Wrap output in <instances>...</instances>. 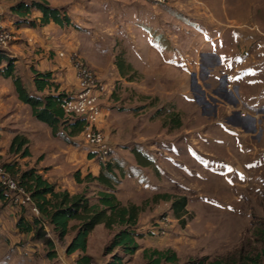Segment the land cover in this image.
Listing matches in <instances>:
<instances>
[{
    "label": "rangeland",
    "instance_id": "rangeland-1",
    "mask_svg": "<svg viewBox=\"0 0 264 264\" xmlns=\"http://www.w3.org/2000/svg\"><path fill=\"white\" fill-rule=\"evenodd\" d=\"M261 1L260 8L250 14L249 10L238 5L232 7L230 11L224 10L222 9V2L170 0L168 4L161 5L162 8L165 7L164 11L157 12V15L154 14L156 19H150V23L145 26V29L143 26H139L138 22L136 23L138 25H134V22L129 21V14L126 12V8L129 7V0H118L119 9L117 10L116 25L111 26L108 31L105 29L109 27H97V29H101L100 33L105 35L106 45L111 48V52L108 53L106 45L99 41L93 42L90 49L86 47L89 53L92 52L95 55L94 59L99 63L106 64V62L114 60L111 57L106 60L107 53L114 56L123 54L126 61L132 59L138 67V69H134V78L130 81L126 78V82V80L116 79V75L113 74L114 62H112L111 72L107 75V77H114L112 85H105L106 80H100L107 87L105 93L107 92L108 102H111L110 107L116 115L114 118L112 114V118L117 119L113 127L102 128L98 126L100 118L96 124L97 128L104 133L105 140L111 147L109 161L118 158V162H121L123 167H130L128 159L129 157L133 158L134 155L129 148L133 146L139 148L140 145L152 151L160 152L157 156L164 158L162 150H156L157 147L162 146V142H165L164 145L171 146L172 142L178 143L183 139H192L193 135L190 134H192L193 129L212 133V124L210 125L209 119L218 116V106L226 109L229 114L231 110L234 118L237 114L240 115L239 120L246 126L249 134L248 139L253 141L256 152L260 151L261 148L264 150V113L256 112L253 114L259 118V125L257 124L258 126L256 125L255 128V124L250 120L252 117L250 113L254 110H249V106L241 99L239 92L242 91V88L239 84L229 83L232 86H228L222 81L210 78L201 65L195 66L193 74L190 75L181 69L179 70L174 64L180 61V53L182 55L188 51L190 53L193 46L200 50L207 46L202 33L209 24L221 28H229L235 25L263 36L264 0ZM212 4L221 10H212ZM227 17H234L238 22H233ZM143 29L155 35V41L169 51L171 58L168 62L166 59H159L153 52L149 53L151 48L145 40ZM10 32L12 33V31ZM12 36L14 39L13 33ZM135 50H138L142 55L140 58L137 57ZM151 51L153 50L151 49ZM80 58L77 53L71 54L73 67L78 62H82L95 73V69L86 62V59ZM199 58L201 60L202 53ZM0 79V81L3 80L1 77ZM6 82L15 90L13 79L10 78ZM24 82L27 86L31 83L27 76ZM64 91L72 94L77 91V87L70 84ZM190 91L196 97L195 104L194 98L191 99V96L188 97L191 99V104L184 99V96ZM207 105L208 107H205ZM100 108L102 110L101 105ZM243 108L247 111L245 116L241 112ZM172 113L180 116V119L182 118L183 124L180 128L173 126V123L171 124L169 115ZM232 115L229 116L232 117ZM0 119L2 120L0 122V135L2 137L0 157H2V163L17 162L21 169L36 166L50 182L56 184L58 189H68L72 194L86 191L89 196L96 197L97 182L87 184L88 182L84 181V177L89 172L98 174L103 160L94 147L84 141L82 135L71 137L66 134L69 138L64 140L52 132L51 135L48 134L49 138H46L45 129L49 128L48 124L33 117V121L37 123L36 130H40L41 133L38 132L36 137L30 138L32 139V156L19 158L9 153L8 150L10 139L16 133L15 127L18 126L20 129L26 127L28 130H32V128L30 125H26L25 121L21 126L17 120L12 119L17 122L16 125L11 119L7 120L6 117L0 116ZM21 119L22 121L25 119V113ZM217 120L224 121L225 119L218 117ZM193 139L196 145H202L199 144L200 141L196 137ZM136 142L138 143L136 144ZM120 144H125V146ZM181 144L183 145V143ZM123 147H127L128 150H123ZM208 151L209 155L213 152L211 149ZM256 154L252 153L251 157ZM229 156L233 167L228 164V175L234 173L232 170L237 164L238 151ZM78 172L81 180L76 176ZM181 180L186 185L188 184L192 191H190L189 186L187 188L174 184L169 193L174 196L185 194L191 197L203 193L201 187L205 185L192 184L194 180L199 179L195 178L193 181H188V177L183 175ZM213 184V191H216L219 196L222 195L225 200L223 204L230 209L225 207L223 212L218 210L207 212V209L202 208L199 204H189V213L185 215L184 223L174 216L173 211L165 201H159L154 205L150 204L149 201H152V197L154 201L155 192L137 189L133 190L135 193H131L129 180L124 184L122 182L117 184L118 198L124 204H129L133 203L129 202V197H131L134 202L136 201L143 206V215L145 216L144 221H141L140 224L144 227L140 226L138 229L143 235L138 238L141 247L135 255L129 258L127 264L145 263L146 258L143 256L145 249H170L176 252L178 256L176 263L164 261L162 264H196L204 257L213 260L238 256L240 253H259L263 248L260 235H258V230L264 227L263 192L245 191L236 185H225L219 182ZM7 193H10V200L5 202L0 199V264H76L79 253L72 255L66 253V247L74 235V231L66 239L60 240L50 226H45L57 253L56 257H52L50 251L53 247L43 239L36 238L33 233L20 232L16 226L22 212H25L28 217L34 215L30 204L23 205L16 201V197H18L16 193H11L9 190ZM211 194L213 193L211 192ZM216 194L215 196H217ZM22 196L20 194L19 199H22ZM243 204H245L244 211L250 215H244L238 211V208ZM197 206L203 209L205 213L204 220H200L199 223L195 222L196 213H198ZM164 216H168V220H162ZM161 221H166V224ZM118 228L108 229L100 224L90 234L88 253L94 256L95 264H102L111 259V255L105 254L104 250ZM205 245L208 247L207 250L201 251L200 247ZM261 264H264V255L261 257Z\"/></svg>",
    "mask_w": 264,
    "mask_h": 264
},
{
    "label": "crops",
    "instance_id": "crops-1",
    "mask_svg": "<svg viewBox=\"0 0 264 264\" xmlns=\"http://www.w3.org/2000/svg\"><path fill=\"white\" fill-rule=\"evenodd\" d=\"M19 1L22 0H0V24L8 28L14 34V39L10 42L7 48V53L16 59V72L20 74L23 82L26 76L29 77L31 83L29 86H26L32 92H35L33 81L34 68L40 71H51L53 73V81L58 85L59 90L64 91V89L69 87L70 84L77 87V72L76 67H73L72 65V53H77L79 57L85 58L86 62L95 69V73L99 80H106L105 85H112L114 79V77H107L108 73L111 72L112 62H114L113 74L116 75V79L126 80L127 82V79L122 76L117 67V55L114 56L108 54L111 52V48L106 45L105 35L100 33L101 29H97V27L105 26L109 27L105 29L108 31L111 26L116 25L117 10L119 9L118 0H44L47 1L50 6L66 12L71 17L72 23L69 25H59L54 21H50L48 24H38L37 26L15 24V16L11 12V6ZM23 1L29 2L31 0ZM207 1L212 3L222 2V9H228L227 11H230L232 7L238 5L243 9L249 10L250 14L252 11L255 12L259 9L260 3H262L261 0ZM161 5L165 4H158L153 0H129V7L126 8V12L129 14V21L131 20L130 22H134V25L139 24V26L145 28L146 25H149L150 19H156L155 15H157V12L164 11L165 7L162 8ZM214 6V4L211 5L212 10H221ZM41 17L42 12L38 9H33L30 13V18L35 19L38 23H40ZM227 19H230L233 22H238L234 17H227ZM137 22L138 24H136ZM145 29H143L145 32V40L148 46L153 50L151 51L150 49L149 53L153 52L159 59H166L168 62L169 58H171L169 51L165 49L164 46L159 45L155 41V35H152L151 32ZM202 35L207 46L201 50L193 46L190 53L189 51L184 55L180 53L182 55H180V61L176 62L173 60L176 62L174 63L175 66L178 67L179 70L181 69L185 73L192 75L193 68L197 65H201L205 68V71H207L208 77L222 81L226 85L228 83L239 84L242 88V91L239 92L241 99L250 107L251 111L254 110V112L250 113L253 117H251L250 120L255 124L254 127L256 128L259 118L253 116V114L256 112L264 113V35L262 36L249 29L236 27L235 25L229 28H221L212 24H209ZM97 41L106 45L108 53L105 59L109 60L110 57L114 58L112 62L108 61L106 64L103 62L99 63L94 59L95 55H93L92 52L89 53L87 51L86 47H88V49L92 48L91 45L93 42ZM135 51L138 55L137 57L140 58L141 54L139 51ZM201 53L202 58L200 60L199 57ZM127 62L130 63L134 69H138L132 59L127 60ZM0 77L4 80L0 81V116L6 117L7 120H17L18 124L21 126L25 121L26 125H30L32 130H28L26 127L20 129L17 126L15 127V134L24 133L29 139L33 136L36 137V134L38 132L41 133V131L36 130L37 123L33 121V117L35 118V116L33 115L31 106L19 99L16 88L13 90L12 87L8 85L6 81L10 78H5L1 75ZM54 89V87L51 88L52 91ZM66 90L68 91V89ZM105 91L99 99V103L102 107V115L98 122V126L102 128L113 127L114 123L117 121V119H114L116 118V115L110 107L111 102H108L107 92L105 93ZM191 93L192 91L185 95L184 99L191 104V99L194 98L193 102L195 104L196 97ZM190 96L192 97L191 99L188 98ZM205 107H208V105ZM218 110V116H213L209 119L210 125L212 124V133H206L200 129H193L192 134H190L193 135L192 139L185 136L188 139L180 140L178 143L176 141L172 142L171 146L169 144V146L164 145L165 142H162V146L158 144L160 147H157L156 150H162L164 158L157 156L160 152L152 151L141 145L139 148L134 146L130 147V152L134 155L133 158L129 157L128 159L130 167H123L121 162H118V158H115L113 161V163L118 166V168H115V172L120 179L117 184H120L121 182L124 184V182L129 180L131 193H135L133 190L137 189L155 192L154 201L152 197V201H149L150 204L154 205L159 201H165L172 210L171 203L175 196L169 193L171 192L169 190L173 189L174 184L184 187L189 186L181 180L183 175L188 177V181H193L197 178L199 180H194L192 184L196 183L205 185L204 187H201L203 193H199L195 197L184 194V196L187 197V211L185 215L189 213V204H199L202 208L207 209V212L209 210H218L222 212L225 210L226 206L223 204L225 200L221 194L220 196L217 195V192L213 191L212 188L214 185L213 183L216 182L225 185H236L239 189H244L245 191H262V194H264V150H261V148L260 151L256 152L253 141L248 139L249 134L246 126L239 120L240 115H234V118L231 110L230 114L226 109L224 110L219 106ZM23 113H25V119L22 121L21 118H23ZM159 113H161V111H159ZM112 114L114 118H112ZM174 114L175 113L170 114L169 117ZM229 115H232V117ZM218 117H223L225 122L216 121V118ZM13 120L12 122L17 125V122ZM1 121L2 120L0 119V122ZM181 122L183 124L182 118ZM173 126L175 125L173 124ZM181 126H176V128H180ZM49 128L51 127L49 126ZM49 128L45 129L46 138H49L48 134L51 135L53 132L52 128ZM194 137H196L200 141L199 144L202 145H196L194 143ZM31 142L32 139H30V149ZM137 143L138 142H136V144ZM181 143H183V145ZM120 145L125 146V144ZM125 148L123 150H128L127 147ZM136 149L141 150V152L145 154V156L142 157L147 160L149 163L148 165L144 166L137 161L134 154ZM209 149L213 151L210 153L211 155L207 153L209 152ZM237 151V164L233 170L231 169L234 173L228 175V164L232 166L229 155ZM252 153L257 154L251 157ZM119 156H121L120 153ZM119 167L126 171L124 172V175H122V170ZM96 186H98L96 190H107V188L98 183ZM189 189L192 191L191 187ZM210 191L213 194H211ZM161 194L170 195L171 198H161L159 197ZM215 194L217 196H215ZM129 198V202L140 205V203H137L136 201L134 202L131 197ZM226 208L230 209L228 207ZM244 208L245 204L241 205L238 208V211L244 215H250V213L244 211ZM203 211V209L197 206L198 213H196V223L204 220L205 213ZM143 213L144 209L139 216L138 229H140V226L144 227L143 225H140L141 221H144L145 219ZM185 215L183 218H186ZM207 248L208 247L205 245L204 247H200V250L206 251ZM130 257L125 258V264L129 262Z\"/></svg>",
    "mask_w": 264,
    "mask_h": 264
},
{
    "label": "trees",
    "instance_id": "trees-1",
    "mask_svg": "<svg viewBox=\"0 0 264 264\" xmlns=\"http://www.w3.org/2000/svg\"><path fill=\"white\" fill-rule=\"evenodd\" d=\"M33 9L42 12L40 23L30 18ZM11 12L15 16V24L17 25L37 26L38 24H48L50 21L59 25L72 23L71 17L66 12L50 6L44 0L19 1L11 6ZM15 60L14 57L8 55L7 51H1L0 75L13 79L19 99L31 106L35 118L47 123L52 128L53 134L61 136L64 140L69 138L66 134L71 137L81 135L85 127V119L66 115L63 108L64 101L71 97V93L58 89V85L53 81L51 71H40L35 68L33 69L35 92H32L24 84L22 77L17 74ZM116 64L122 76L128 80L134 78V68L126 61L123 54L117 55ZM52 87L55 88L53 91L51 90ZM170 118L175 126L182 125L180 116L177 114L171 115ZM1 139L0 135V142ZM8 150L9 153L19 158L30 157L29 137L24 133L15 134L10 140ZM139 151L141 152L139 149L134 151L137 161L144 166L148 165L147 160L142 157L145 154ZM1 160L2 157H0L1 167L29 194L31 204L39 211L38 215L31 217L22 212L16 224L17 228L23 233H33L36 238L43 239L53 247L50 251L52 257H56L57 253L54 250L53 240L48 236L46 225L51 227L60 240L66 239L74 231V235L66 247V253L68 255L79 253L76 264H95L94 256L88 253L89 237L100 224L108 229L119 227L105 246V254H110L111 259L102 264H125V258L132 256L140 248L138 238L143 235L138 231V222L143 206L135 203L124 204L118 198L116 185L120 179L115 172V168L118 166L113 161L102 162L98 175L89 172L84 177V181L88 183L97 182L107 188V190H96V197L94 198L89 196L86 191L72 194L68 189H58L56 184L50 182L36 166L21 169L17 162L2 163ZM119 168L124 175L126 171L121 167ZM76 176L79 179L80 173L78 172ZM7 190L9 189L0 182V199L5 202L11 199ZM159 197L171 198L167 194H161ZM186 206V196L173 197L171 203L173 214L182 223L185 222L183 216L187 211ZM258 235H260V240L263 243V248L259 253H240L238 256L213 260L204 257L196 264H261V257L264 255V227L258 230ZM143 256L146 258L143 264H162L164 261L176 263L178 261L176 252L170 249H145Z\"/></svg>",
    "mask_w": 264,
    "mask_h": 264
},
{
    "label": "built area",
    "instance_id": "built-area-1",
    "mask_svg": "<svg viewBox=\"0 0 264 264\" xmlns=\"http://www.w3.org/2000/svg\"><path fill=\"white\" fill-rule=\"evenodd\" d=\"M153 1L158 4H168L170 0ZM12 40L13 36L9 29L0 24V52L7 50ZM75 67L77 72V91L64 101L63 108L66 115L85 119V127L81 133L84 141L94 147L103 162H108L111 147L107 144L104 133L96 126L102 115L99 99L106 90L105 85L84 63L78 62ZM231 84L228 83V86H232ZM248 109L250 110V107ZM241 112L242 115H247L246 109L243 108ZM0 182L11 192L17 194L16 201L23 205L31 204L29 194L18 185V182L3 167H0ZM20 194L23 195L22 199H19ZM31 208L35 215L39 214L38 209L34 205L31 204ZM167 217L164 216L162 220H168ZM164 223L166 224V221Z\"/></svg>",
    "mask_w": 264,
    "mask_h": 264
},
{
    "label": "clouds",
    "instance_id": "clouds-1",
    "mask_svg": "<svg viewBox=\"0 0 264 264\" xmlns=\"http://www.w3.org/2000/svg\"><path fill=\"white\" fill-rule=\"evenodd\" d=\"M35 215V214H34Z\"/></svg>",
    "mask_w": 264,
    "mask_h": 264
}]
</instances>
